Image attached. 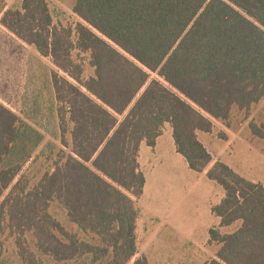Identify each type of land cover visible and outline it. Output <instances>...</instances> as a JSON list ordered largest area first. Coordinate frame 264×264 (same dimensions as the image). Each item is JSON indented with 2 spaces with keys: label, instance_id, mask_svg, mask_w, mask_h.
I'll return each mask as SVG.
<instances>
[{
  "label": "trees",
  "instance_id": "trees-1",
  "mask_svg": "<svg viewBox=\"0 0 264 264\" xmlns=\"http://www.w3.org/2000/svg\"><path fill=\"white\" fill-rule=\"evenodd\" d=\"M73 13L74 27L55 25L47 0L1 13L0 25L56 68L60 147L32 184L23 169L44 137L0 103V264L9 239L15 264H148L137 257L138 154L166 124L190 169L224 190L212 208L221 224L209 232L219 249L204 264H264V186L211 166L198 139L264 98V0H75ZM250 129L264 140V124Z\"/></svg>",
  "mask_w": 264,
  "mask_h": 264
},
{
  "label": "rangeland",
  "instance_id": "rangeland-1",
  "mask_svg": "<svg viewBox=\"0 0 264 264\" xmlns=\"http://www.w3.org/2000/svg\"><path fill=\"white\" fill-rule=\"evenodd\" d=\"M47 1L55 25L74 27L76 23L80 22L73 13L75 0ZM19 6L20 0H0V17L6 9ZM82 57L85 69L83 76L89 78L93 75V69L89 66L88 56ZM52 70H56V68L48 59L41 57L33 47L19 42L0 25V103L22 117L44 137V141L37 151L39 158L35 162L28 163L23 169V173L27 172V175L33 178L32 184L41 177L45 170L53 168L52 163L57 155L58 147H60L55 96L51 82ZM250 123L258 126L264 124V98L251 108L248 117L244 112L235 109L230 119L229 131H227L229 137L239 143L238 149L235 151H233L234 147H230V151L234 153L233 163H231L233 168L247 180L261 183L264 186V140L252 134ZM223 128L226 129V126H215L214 132L224 144L227 137L221 130ZM50 156L52 160H47ZM50 213L66 228H70L64 210L58 203L51 205ZM149 224L151 225L145 218V223L138 234L139 243L147 238L149 233L145 230ZM206 247L204 248L205 252H202L206 258L202 256L199 258L203 262L212 260L209 259L210 256L216 254L219 249L216 244L208 243ZM5 250V256L8 257L7 263L15 264L14 245L10 239L5 243ZM178 250L183 251L176 246L174 251ZM184 251L187 253L185 246ZM181 253L176 258L173 253L170 255L167 249V264H174L173 261L179 259ZM181 259L182 263L179 264H195L190 261L193 259L191 257L183 258L182 256Z\"/></svg>",
  "mask_w": 264,
  "mask_h": 264
},
{
  "label": "crops",
  "instance_id": "crops-1",
  "mask_svg": "<svg viewBox=\"0 0 264 264\" xmlns=\"http://www.w3.org/2000/svg\"><path fill=\"white\" fill-rule=\"evenodd\" d=\"M218 125L223 124L215 121L214 128ZM214 128L210 133L198 134L199 141L213 158L211 166L220 161L241 175L231 165L234 153L230 151V147H234L233 151L238 149V141L229 137V129L226 127L221 130L226 134L227 140L224 144L221 143ZM138 164L145 177V185L143 194L138 199L143 216L137 223V235L145 218L151 225H147L145 230L149 233L147 238L139 243L137 257L145 256L148 264H167L168 249L169 254L173 253L176 258L182 252L181 257L173 261L174 264L182 263V256L193 258L190 261L195 264L207 263L199 258H206L202 252H205L204 248L209 243L210 230L221 224L220 218L213 215L212 208L224 198L222 187L209 180L206 171L196 173L190 169L185 158L176 150L169 124L164 126L154 148L145 143L140 145ZM234 229L222 228L221 231L231 233ZM176 246L183 251H174ZM215 257L216 254H213L209 259Z\"/></svg>",
  "mask_w": 264,
  "mask_h": 264
}]
</instances>
